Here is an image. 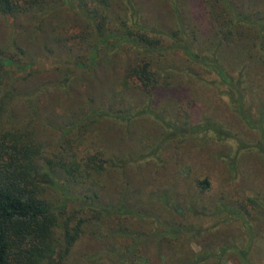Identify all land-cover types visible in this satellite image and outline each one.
I'll return each mask as SVG.
<instances>
[{
	"label": "trees",
	"instance_id": "trees-1",
	"mask_svg": "<svg viewBox=\"0 0 264 264\" xmlns=\"http://www.w3.org/2000/svg\"><path fill=\"white\" fill-rule=\"evenodd\" d=\"M48 1L0 0V264H69L72 249L88 222L100 223L106 218L117 222L112 233L129 238L121 250L105 249L107 264H149L145 250L154 243L160 253L167 252L166 260L171 264H221L227 260L225 247L215 255L204 248L193 252L189 247L199 242L204 230L190 221L201 218L200 211L206 210L199 199L165 205V211L179 220L155 212L150 214V233L130 232L126 224L132 219L144 220L145 215L125 202L113 205L101 201L102 178L116 161L103 151L90 149L85 135L107 117L130 122L122 94L130 88L139 90L147 100L168 89L176 73L162 67L171 54L172 59L181 57L187 66H195L185 71L187 74L210 78V84L221 88L231 113L246 132L254 135L252 142L237 141L236 149L228 148L226 155L221 154L228 156L223 163L232 180L239 176L243 153H254L264 162V108L249 102L250 82L264 85V10L256 8V0H200L204 1V15H194V10L185 12L184 0H167L173 26L162 31L141 22L132 0H123L125 15L116 19L109 12L112 0H50L57 6L47 7ZM63 9L72 10L78 21L68 22L67 27L62 24L66 21L61 16ZM23 16L37 23L25 35L26 48L19 39L24 34ZM4 27L8 32L5 40ZM117 48L130 50L133 58L123 80L112 90L110 106H89L80 118L64 125L59 141L50 148L37 140L34 122L40 113L36 105L28 113L32 115L25 128L14 123L15 103L26 97L30 103L34 101L40 74L55 71L65 74L64 81L70 80L77 71L82 75L93 71L103 57L102 50L108 49L109 54ZM142 113L170 129L169 137L154 152L170 142L184 144L189 139L198 146L210 140L226 146L234 140L217 123L206 120L192 124L185 102L175 105V123H167L164 115L150 110ZM76 133L81 134L73 139L71 135ZM195 184L199 194L211 193L209 176L197 178ZM218 202L208 211L219 217L210 227L213 233L222 232L221 225L238 222L246 233L242 246H237L239 264H264L250 258L256 235L264 226L259 221L264 218V202L252 195L232 201L221 197ZM186 205L189 207L183 208ZM92 262L90 258L87 264Z\"/></svg>",
	"mask_w": 264,
	"mask_h": 264
},
{
	"label": "rangeland",
	"instance_id": "rangeland-1",
	"mask_svg": "<svg viewBox=\"0 0 264 264\" xmlns=\"http://www.w3.org/2000/svg\"><path fill=\"white\" fill-rule=\"evenodd\" d=\"M54 1L49 0L47 7L53 5ZM132 1L145 26L162 31L172 28L173 14L167 0ZM191 1H183L185 12L188 11L190 14V10H194V12L196 11L194 15H204V1ZM256 1L259 3L255 5L256 8L264 10V0ZM123 6V0H112L109 12L112 13L114 19L116 16L125 15ZM61 16L67 21L61 22L66 27L68 22L74 24L76 20L78 21L70 9H63ZM20 22L23 23L24 34L20 35L19 39L22 47L26 48L25 35L37 23H30L26 16H23ZM1 24L5 26L4 21H1ZM73 30L74 28L71 27L70 31ZM3 31L5 40L8 37L6 27ZM37 35L39 34L37 33ZM29 49L34 50V45L29 44ZM102 51L103 57L100 56L98 65L93 71L84 75L77 71L74 77L64 81L66 76L63 73L57 74L55 71H48L40 74L36 82L39 92L35 97L32 96L34 101L30 103L27 100L30 98L26 97L15 103L14 123L20 129L25 128L30 120V115H32L28 113L32 110V105H36L40 113L39 120L34 122L37 140L50 148L59 141L64 125L80 118L89 106L97 109H105L107 105L110 106L112 90L117 88V85L123 80L133 54L125 48L123 50L114 49V52L109 54L107 53L108 49ZM180 58L172 59L171 54L167 55L162 68L164 70L171 69L176 74L171 79L172 84L168 89L156 93L150 98L151 100H147L143 93L133 87L123 93L120 91L123 94V99H126L125 116L131 118L130 122L107 117L101 119L96 127L85 135L90 149L95 148L103 151L116 161L114 168L102 178L104 190L101 201L104 204L113 205L125 202L129 208L144 214V220L132 219L130 223L126 224L130 232L139 234L141 231L150 233V229L153 227L151 213L157 212L162 217L179 220L165 211L167 204H188L190 198L193 201L199 199L203 202L206 210L200 211L201 218L190 221L198 223L204 230L199 234V242L189 246L191 251L199 252L204 248L210 255L211 253L215 255L220 252V247H225L223 255L227 260L221 264H239L237 246H242L246 233L240 229L238 222H233L221 225L222 232L215 235L210 227H214L212 222H215L219 217L210 215L208 211L214 206L216 207V204L219 203L218 199L221 197L232 201L252 195L264 202V162L254 153H243L239 176L234 175L232 180V175L228 173L223 163V160L228 156L224 158L221 157V154L226 155L228 148L236 149L237 141L252 142L254 135L246 132L243 125L231 113L228 98L221 93V88L210 84L207 80L210 78L203 80L187 74L185 71H189L195 66L190 63L187 66L185 62L184 65ZM184 66L186 67L183 68ZM161 71L163 72V70ZM59 78H61L60 81ZM250 83L252 88L249 90L251 95L249 102L252 101L253 106L260 105L264 108V85L256 80ZM182 102L188 104L190 114L188 120L192 124H201L206 120L217 123L234 140L227 142L226 146L212 140L207 141L203 146H198L189 139L184 144L170 142L166 148L154 152L167 136L169 137L167 133L170 129L166 128L154 116L144 114L142 111L150 110L157 115H164L163 118L167 123H175L178 121L175 105ZM7 123L10 124V121ZM216 127L218 128V126ZM80 134L76 133L71 137L74 139ZM141 156L145 157L140 159ZM202 176H209L211 179V193L209 194H199L197 190L195 181ZM188 207L189 205H186L183 208ZM175 214L177 213L175 212ZM259 221H263L264 224L263 217H260ZM116 227L117 222L107 218L100 223L93 224V221H89L84 234L72 249L69 264H87L90 258L93 259L91 264H107L109 259H107L105 249L121 250L129 243V238L112 233ZM97 235L100 237L96 238ZM154 245L151 244L145 250L149 264H171L166 260L167 252L160 253L157 249L159 245L156 243ZM250 258L255 262L262 263L264 261L263 225L256 235V243L251 250Z\"/></svg>",
	"mask_w": 264,
	"mask_h": 264
}]
</instances>
